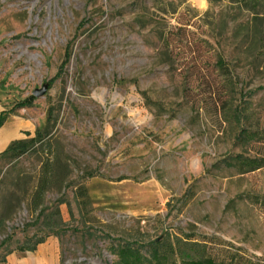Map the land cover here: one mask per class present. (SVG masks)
I'll list each match as a JSON object with an SVG mask.
<instances>
[{
    "label": "rangeland",
    "instance_id": "obj_1",
    "mask_svg": "<svg viewBox=\"0 0 264 264\" xmlns=\"http://www.w3.org/2000/svg\"><path fill=\"white\" fill-rule=\"evenodd\" d=\"M0 119L40 133L0 153L1 264L156 239L264 264V166L235 161L264 158V0H0Z\"/></svg>",
    "mask_w": 264,
    "mask_h": 264
},
{
    "label": "trees",
    "instance_id": "obj_2",
    "mask_svg": "<svg viewBox=\"0 0 264 264\" xmlns=\"http://www.w3.org/2000/svg\"><path fill=\"white\" fill-rule=\"evenodd\" d=\"M216 65L219 69L224 71L225 66L221 59H218ZM3 125V121L0 119V127ZM244 135V134H243ZM249 137V133H245ZM253 137V135H250ZM40 133L37 132L34 138L28 141L17 140L9 144V146L1 154H9L12 158H17L29 150V148L39 140ZM235 161L241 165V167H246L248 171H253L264 166V158L262 159H248L242 157H236ZM59 162L51 163L50 169H45L41 171V178L39 182V193L35 195L31 206L36 211L39 209L41 203H39L40 198L45 192L46 185L55 177H59V171H56V166L58 167ZM58 169V168H57ZM88 178H91V174H87ZM63 204V201L59 202ZM44 207L40 208L37 214V220L44 216ZM56 215L60 219L59 211L57 210ZM46 217V216H45ZM49 222L53 221L51 214L47 216ZM53 234V233H51ZM55 235V234H53ZM90 235V234H89ZM26 241L25 243H27ZM6 243V240L0 242V249ZM25 243L18 248L17 251H35L36 247L43 243V240L36 241L32 246H25ZM200 244L196 242H185L180 244H174L172 242L165 243L164 239H156L147 243L141 242H130V241H111L109 244V253L114 256L115 259L110 263L105 261V264H223L216 262L212 258L196 256V250L200 248ZM11 251L7 252L4 257L0 259V264L5 263V258L9 255ZM177 256L178 261L172 259V257Z\"/></svg>",
    "mask_w": 264,
    "mask_h": 264
},
{
    "label": "crops",
    "instance_id": "obj_3",
    "mask_svg": "<svg viewBox=\"0 0 264 264\" xmlns=\"http://www.w3.org/2000/svg\"><path fill=\"white\" fill-rule=\"evenodd\" d=\"M5 125L0 127V153L3 152L11 142L17 140H23L25 135L19 133V128L7 130L4 128Z\"/></svg>",
    "mask_w": 264,
    "mask_h": 264
},
{
    "label": "water",
    "instance_id": "obj_4",
    "mask_svg": "<svg viewBox=\"0 0 264 264\" xmlns=\"http://www.w3.org/2000/svg\"><path fill=\"white\" fill-rule=\"evenodd\" d=\"M47 86H43L41 89H35L32 92V95L36 98L41 97L42 95H44V93L46 92Z\"/></svg>",
    "mask_w": 264,
    "mask_h": 264
}]
</instances>
